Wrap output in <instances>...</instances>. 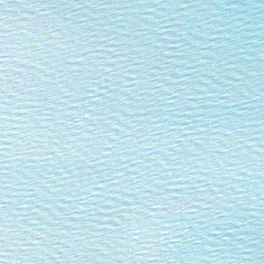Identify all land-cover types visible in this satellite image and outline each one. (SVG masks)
Here are the masks:
<instances>
[{
    "label": "water",
    "instance_id": "water-1",
    "mask_svg": "<svg viewBox=\"0 0 264 264\" xmlns=\"http://www.w3.org/2000/svg\"><path fill=\"white\" fill-rule=\"evenodd\" d=\"M6 264H264V0H3Z\"/></svg>",
    "mask_w": 264,
    "mask_h": 264
},
{
    "label": "snow or ice",
    "instance_id": "snow-or-ice-1",
    "mask_svg": "<svg viewBox=\"0 0 264 264\" xmlns=\"http://www.w3.org/2000/svg\"><path fill=\"white\" fill-rule=\"evenodd\" d=\"M0 3H3V0H0ZM6 52H0V57H6ZM6 71L3 59H0V135H6V132L2 131L6 121V101L4 100L6 94ZM3 205H0V209H3ZM6 222V213L0 211V225ZM0 240L6 241V235L3 234V228L0 227ZM0 264H6V253L0 252Z\"/></svg>",
    "mask_w": 264,
    "mask_h": 264
}]
</instances>
